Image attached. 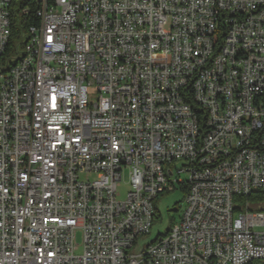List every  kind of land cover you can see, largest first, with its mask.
I'll return each instance as SVG.
<instances>
[{"label":"built area","instance_id":"built-area-1","mask_svg":"<svg viewBox=\"0 0 264 264\" xmlns=\"http://www.w3.org/2000/svg\"><path fill=\"white\" fill-rule=\"evenodd\" d=\"M32 9L0 68V264H264V0H0V58Z\"/></svg>","mask_w":264,"mask_h":264},{"label":"rangeland","instance_id":"rangeland-1","mask_svg":"<svg viewBox=\"0 0 264 264\" xmlns=\"http://www.w3.org/2000/svg\"><path fill=\"white\" fill-rule=\"evenodd\" d=\"M182 161H174L170 166L180 167ZM90 175L89 178H92ZM128 177L125 175L117 189L118 199L123 200L125 198L128 189ZM185 193L178 188L172 189L167 193L161 194L155 200L156 213L152 221L150 230L147 234L138 238L134 249H138L142 244H148L153 242L158 236L163 235L170 225L178 220L182 209L184 207ZM264 230V227L262 228ZM77 241L80 242V233L76 236Z\"/></svg>","mask_w":264,"mask_h":264},{"label":"trees","instance_id":"trees-1","mask_svg":"<svg viewBox=\"0 0 264 264\" xmlns=\"http://www.w3.org/2000/svg\"><path fill=\"white\" fill-rule=\"evenodd\" d=\"M31 8H34V7L32 6ZM33 13H34V9L31 10V15H29L28 17H21V16L17 17L16 15H13L11 39H10L9 45L7 47V51H6L5 56L0 58V68H2V66L6 63L8 58H12L18 53V50L20 47L19 46L20 39L22 38V35H23V32H24L26 25L36 23V18L33 15ZM178 189L186 194L188 188L186 185H182V186H179ZM242 198H243L242 196H236L235 200L239 201V200H242ZM245 199H247L249 201L264 199V193H260L259 191H253Z\"/></svg>","mask_w":264,"mask_h":264}]
</instances>
